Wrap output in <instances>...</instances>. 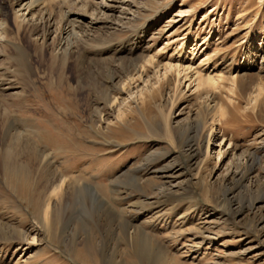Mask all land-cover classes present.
<instances>
[{
	"label": "rangeland",
	"instance_id": "374dc122",
	"mask_svg": "<svg viewBox=\"0 0 264 264\" xmlns=\"http://www.w3.org/2000/svg\"><path fill=\"white\" fill-rule=\"evenodd\" d=\"M118 1L158 67L113 109L44 69L0 101V264H264V0Z\"/></svg>",
	"mask_w": 264,
	"mask_h": 264
},
{
	"label": "bare ground",
	"instance_id": "6f19581e",
	"mask_svg": "<svg viewBox=\"0 0 264 264\" xmlns=\"http://www.w3.org/2000/svg\"><path fill=\"white\" fill-rule=\"evenodd\" d=\"M119 8L118 0L111 3L103 0H0V61L3 63L0 101L24 102L26 95L37 86L34 79L38 71L44 69V79L51 86L72 87L68 76L72 73L78 87L89 86L100 91L107 108L113 109L120 95L158 67L153 58L146 60V56L137 55L145 43L150 23L139 28H128L131 23L125 25L121 21L116 24L114 15L121 12ZM123 29L132 35L115 45V37ZM113 55H130L131 60L114 62ZM144 63L150 67L143 66ZM176 72L180 74L179 70ZM196 81L198 86L216 82L211 78L206 82ZM169 83L170 80L160 85V95ZM96 114L97 120L102 122L101 111L96 110ZM46 160L44 156L42 165ZM65 183L63 180L53 187L44 208V219L52 200L64 196ZM93 192L98 194L95 189Z\"/></svg>",
	"mask_w": 264,
	"mask_h": 264
}]
</instances>
